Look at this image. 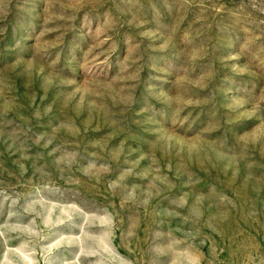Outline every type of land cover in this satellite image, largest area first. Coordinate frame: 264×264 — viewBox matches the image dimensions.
Segmentation results:
<instances>
[{"label": "rangeland", "instance_id": "1", "mask_svg": "<svg viewBox=\"0 0 264 264\" xmlns=\"http://www.w3.org/2000/svg\"><path fill=\"white\" fill-rule=\"evenodd\" d=\"M0 264H264V0H0Z\"/></svg>", "mask_w": 264, "mask_h": 264}]
</instances>
